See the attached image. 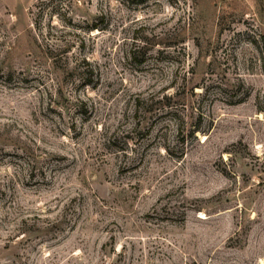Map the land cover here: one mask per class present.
<instances>
[{
	"label": "rangeland",
	"instance_id": "obj_1",
	"mask_svg": "<svg viewBox=\"0 0 264 264\" xmlns=\"http://www.w3.org/2000/svg\"><path fill=\"white\" fill-rule=\"evenodd\" d=\"M0 264H264V0H0Z\"/></svg>",
	"mask_w": 264,
	"mask_h": 264
}]
</instances>
